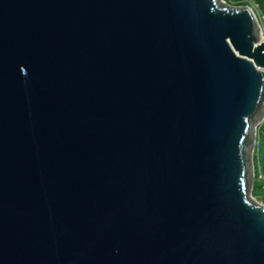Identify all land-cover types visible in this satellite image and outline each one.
Masks as SVG:
<instances>
[{"label": "water", "instance_id": "water-1", "mask_svg": "<svg viewBox=\"0 0 264 264\" xmlns=\"http://www.w3.org/2000/svg\"><path fill=\"white\" fill-rule=\"evenodd\" d=\"M224 0H0V264H264V45Z\"/></svg>", "mask_w": 264, "mask_h": 264}, {"label": "trees", "instance_id": "trees-1", "mask_svg": "<svg viewBox=\"0 0 264 264\" xmlns=\"http://www.w3.org/2000/svg\"><path fill=\"white\" fill-rule=\"evenodd\" d=\"M229 5H243L245 0H224ZM255 178L252 190V196L257 201L264 204V180L259 179V171L264 177V127L261 128L260 145L258 151L254 153Z\"/></svg>", "mask_w": 264, "mask_h": 264}, {"label": "built area", "instance_id": "built-area-1", "mask_svg": "<svg viewBox=\"0 0 264 264\" xmlns=\"http://www.w3.org/2000/svg\"><path fill=\"white\" fill-rule=\"evenodd\" d=\"M231 6H237V5H231ZM239 6H247L252 10V12L255 16L257 25H258L259 30H260V41L257 43V45H259L261 43L264 45V0H245L243 2V5H239ZM262 127H264V122L257 128V145H256V149H255L256 152L258 151L259 145H260V135H261V128ZM258 177L260 180H264V177H263L261 171H259ZM263 188H264V186H263Z\"/></svg>", "mask_w": 264, "mask_h": 264}, {"label": "rangeland", "instance_id": "rangeland-1", "mask_svg": "<svg viewBox=\"0 0 264 264\" xmlns=\"http://www.w3.org/2000/svg\"><path fill=\"white\" fill-rule=\"evenodd\" d=\"M259 202V201H258ZM260 204H263L262 202H259ZM264 205V204H263Z\"/></svg>", "mask_w": 264, "mask_h": 264}]
</instances>
